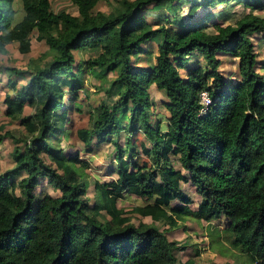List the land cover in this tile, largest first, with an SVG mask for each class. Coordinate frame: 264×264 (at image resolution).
Returning <instances> with one entry per match:
<instances>
[{
  "label": "trees",
  "instance_id": "trees-1",
  "mask_svg": "<svg viewBox=\"0 0 264 264\" xmlns=\"http://www.w3.org/2000/svg\"><path fill=\"white\" fill-rule=\"evenodd\" d=\"M71 1L77 16L55 13L51 0H0L1 54L14 43L30 54L35 33L48 47L44 65L0 69L4 114L24 129L20 138L0 136L17 145L15 168L0 177V264H221L202 260L200 249L178 260L188 245L168 234L190 220L208 224L222 258L264 264V62L253 40L264 42V0L196 1L188 20L172 15L194 0H112L110 13L98 11L104 0ZM234 1L249 14L220 23ZM219 5L227 10L216 13ZM152 10L162 11L158 26L147 19ZM196 52L206 66L188 65ZM226 56L239 78L224 70ZM87 73L107 79L110 100L91 109V125L76 136L88 153L114 144L117 165V179L94 181L93 198L91 162L63 144ZM152 91L165 95L168 114L154 112ZM140 134L138 146L130 138ZM47 185L53 192H43ZM184 185L195 188L197 207ZM128 196L145 203L121 208Z\"/></svg>",
  "mask_w": 264,
  "mask_h": 264
},
{
  "label": "rangeland",
  "instance_id": "rangeland-1",
  "mask_svg": "<svg viewBox=\"0 0 264 264\" xmlns=\"http://www.w3.org/2000/svg\"><path fill=\"white\" fill-rule=\"evenodd\" d=\"M196 1L204 2L203 0H194V2L192 3L185 2V4H183L182 7L177 11L178 13L172 15V18L182 17L188 20L190 8L192 4ZM251 2H254V0H251ZM51 3L54 12L57 14L61 12H66L71 15H79L78 8L73 4L71 0H51ZM239 3V1L232 2L228 6V10L226 9L227 6L225 5L217 6V8L214 10L216 13H221L225 9L228 12L226 15H223V17H220L221 19L219 18L220 23H235L238 19L249 14L250 10H248L245 4ZM17 10L18 15L16 17V22H19L23 17V14L21 12V5H17ZM111 10L112 0H104L102 3H100L98 7V11L104 13H110ZM165 11L169 15L168 9ZM257 12V14L264 16V11L259 10ZM161 14L162 11L152 10L151 12L147 13V19L149 21L154 22V24L158 26L157 23L161 24L160 22H158ZM165 26L169 27V24L165 23ZM37 36L38 34L35 33L32 39L31 53L28 55H24L19 51V44L17 43L9 45L6 49L7 52L5 54L0 53V69L1 67L2 69L6 67H12L20 70H27L33 61L39 62V65H44L43 58L46 52H48V47L45 44L38 42ZM253 40L258 49L259 60L264 62V42L261 39H258L257 37H254ZM149 48L152 54L157 53V49L154 44L149 45ZM77 58L87 59V56L86 54H80L77 56ZM221 60H223L224 62V70L227 73L232 74L234 78H239V74L236 70L234 61L228 56L221 57ZM197 62H200L201 64L206 66V63L202 59L200 52L195 53L194 59H191L188 65L193 66ZM139 64L145 65L147 63L145 61H141L139 62ZM0 76H2V78L4 79V83H7V75L5 73H0ZM85 78V85L80 92V98L77 103V110L71 112L70 115L73 122L68 126V128L73 129L74 132L68 141H63V144L66 147L72 146L71 149L74 150V153L81 152V158L83 160H89L91 162V170H89L88 174L90 175V190L92 193L91 198H93V188L95 180L110 181L111 179H117V174L114 173V169H116L117 167V165L115 164L116 149L114 144H103L96 145L94 147V151L88 153L87 151H85L86 147L83 145V143L80 142V140L76 136L77 129H84L91 125V122L89 120L91 116V109L94 106L99 105L101 102L104 103L110 100L107 95L109 90L107 79L97 78L96 76L91 75L90 73H87ZM113 79V76L109 77V80ZM6 92L7 86L5 84H2L0 86V136H5L8 132H10L14 133L17 137L20 138L24 135V129L22 128L20 122H12L4 114V111L6 109V105L4 104ZM152 93L154 92L152 91ZM153 96L159 102L154 112L157 114H168L167 110L163 108L162 104L160 103V101L166 100L165 95L159 92H155ZM69 98L70 96L68 94L67 97H65V104H68ZM127 138H129V135L123 134V136L120 137L118 141H120L122 145H124ZM130 139L139 146L141 142H143L145 137L140 134L134 135ZM16 146L17 145L9 138L4 139L3 142L0 143V177L3 175H7L9 171L15 168L12 153ZM137 160H139L141 164H150V161L143 155L138 156ZM176 165L178 166V163ZM184 188L195 198V203L192 207H197L199 198L195 193V188L192 185H184ZM42 190L44 193L53 192V188L49 185L45 186V188H43ZM144 203L145 202L140 198H137L135 196H128L127 198L123 199L119 205L121 208L130 211L134 207L143 205ZM140 221H143L147 224L152 223V219L150 218H142L139 216L134 217L133 222L135 224H139ZM214 224L219 228H224L225 226L224 221ZM158 226H160L162 230L166 229L168 231L167 226H162L160 224H158ZM206 227H208V224L206 222H202V224L199 225L196 222L190 220L184 225H182L179 229L171 230V232L168 234L170 240L176 241L177 243L181 244V246L188 245L185 251H178L176 253L178 260L180 262H186L191 257H193V254H195L197 249H200L202 260H213L214 262H218L221 264H225L227 262L231 264H236V259L232 257L226 259L222 258L218 255L217 251H213L210 248V240L207 237V234L205 233Z\"/></svg>",
  "mask_w": 264,
  "mask_h": 264
},
{
  "label": "built area",
  "instance_id": "built-area-1",
  "mask_svg": "<svg viewBox=\"0 0 264 264\" xmlns=\"http://www.w3.org/2000/svg\"><path fill=\"white\" fill-rule=\"evenodd\" d=\"M203 104L206 107L211 104V100L208 94L203 95Z\"/></svg>",
  "mask_w": 264,
  "mask_h": 264
}]
</instances>
